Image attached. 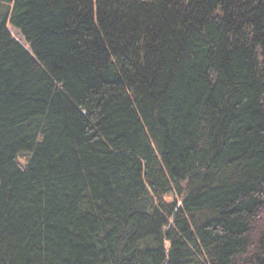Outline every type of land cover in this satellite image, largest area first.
Returning <instances> with one entry per match:
<instances>
[{
    "label": "trees",
    "instance_id": "16d2710c",
    "mask_svg": "<svg viewBox=\"0 0 264 264\" xmlns=\"http://www.w3.org/2000/svg\"><path fill=\"white\" fill-rule=\"evenodd\" d=\"M0 264H264V0H0Z\"/></svg>",
    "mask_w": 264,
    "mask_h": 264
},
{
    "label": "water",
    "instance_id": "95a60500",
    "mask_svg": "<svg viewBox=\"0 0 264 264\" xmlns=\"http://www.w3.org/2000/svg\"><path fill=\"white\" fill-rule=\"evenodd\" d=\"M20 39V41L24 44V41L22 40V38H19Z\"/></svg>",
    "mask_w": 264,
    "mask_h": 264
}]
</instances>
